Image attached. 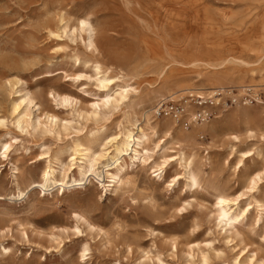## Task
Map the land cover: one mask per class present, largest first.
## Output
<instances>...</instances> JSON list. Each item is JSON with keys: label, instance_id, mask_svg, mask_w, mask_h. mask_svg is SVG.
<instances>
[{"label": "rangeland", "instance_id": "1", "mask_svg": "<svg viewBox=\"0 0 264 264\" xmlns=\"http://www.w3.org/2000/svg\"><path fill=\"white\" fill-rule=\"evenodd\" d=\"M163 2L0 0V264H264V139L241 109L233 111L256 93L264 101V0ZM225 58L218 69L208 66ZM96 62L136 91L117 110L93 116L92 103L106 94ZM162 85L172 93L154 96ZM214 90L237 106L216 107L204 126L155 116L163 98ZM253 105L264 117V103ZM150 109L153 120L171 123V135L151 134V146L159 144L153 160L173 159L156 172L153 160L130 166L138 190L150 192L142 200L131 187L112 192L106 167L89 171L83 148L88 158L108 151L112 137L143 126ZM181 151L195 153L199 188L186 185ZM64 166L72 167L67 178ZM51 167L58 179L83 183L63 195L61 181L43 186ZM220 193L248 208L235 228L219 225Z\"/></svg>", "mask_w": 264, "mask_h": 264}, {"label": "bare ground", "instance_id": "2", "mask_svg": "<svg viewBox=\"0 0 264 264\" xmlns=\"http://www.w3.org/2000/svg\"><path fill=\"white\" fill-rule=\"evenodd\" d=\"M163 1L164 0H148V2L151 3L152 5L155 4V5L161 6L162 8L165 7ZM81 22H82V30H84L83 26H85L87 22L86 20H82ZM92 36H93V33L92 31H90L89 32V38H90L89 43L91 46H94V41L92 39ZM229 61L231 60L228 58H225V59H221L217 63L208 64V66L212 69H218ZM74 62H75V65H83V62L79 56H75ZM192 63L196 65V64H201L202 62L199 63L196 60V61H193ZM94 67L96 68V71H97V77H96L97 85L104 92H106V94L101 97L100 101L92 103L90 115L98 116L105 109L107 110L116 109L117 110L118 108H120L129 99L130 94L132 92H135L136 90L126 85L125 81L120 76L111 77L112 70L109 68H105L101 63L96 62L94 64ZM173 89H174V86L172 85L170 86L162 85L161 87L154 90V93H155L154 96L163 95L164 93H172ZM252 89L254 90L255 88L252 87ZM216 91L217 90H214L210 93H213ZM59 96L60 98L68 102H71L72 100H74L73 96L69 94H64V95H59ZM196 96H199V94ZM169 98H172V97H169ZM259 103H264V102L259 100ZM237 105H247V107L238 106L237 107L238 109L236 108L233 111H239L241 109L243 111L241 118L247 121V127L251 125H255L256 128L258 129L257 131L260 133V137L264 139V117H260V115L253 113V111L257 109L256 106L248 102H244L242 104H237ZM236 106H233L231 108H234ZM231 108L224 110V111H229ZM151 113H153V110L150 109L144 114V125L143 126L140 127V126H137V124H132L130 127L125 128L124 132L120 133L117 136L112 137L110 141L108 140L110 143V148L108 151L103 152V153H98L88 158L90 147L83 148L86 152L84 157L85 159H89L90 164H91V168L89 169V171H94L95 167L100 164L106 167L105 174H106V177L109 178L108 180L110 182L109 186L111 187L110 190L112 192H116L122 188H127V187H131L132 189H135V190H138L139 188H141L137 186L136 176L132 175V173L129 171L130 166H135L137 162L143 163L144 168L149 167V164L153 162V165L150 167V169H152L153 172H156L158 170H164L170 164V161H172L173 159V156H169V157L164 158L160 162L153 160L154 155H155V147H158L159 144H156L154 147L151 146L150 144L151 134H157L159 131L162 130L166 135H171V123L165 121L163 122V124H161V122H157L156 120L152 119ZM217 117L219 116H216L214 119H216ZM201 126H204V125H200L198 127H201ZM105 131L106 130H104L103 132ZM247 131H248V138H250V140H253L251 138L256 137V134H254L253 129L248 128ZM185 136H187L186 133H185ZM235 139L237 140V142H240L237 136H235ZM129 150H131L130 153H128ZM241 155L247 158L251 156L249 152H242ZM180 156H181V159L184 161V169L187 171L186 176H185L187 178L186 185H188L190 188L192 187L199 188L202 184L201 183L202 181L200 180L198 173L196 169L194 168V165H195L194 162L196 158L195 153L190 152L189 154H186L185 152L181 151ZM151 160L153 161L151 162ZM76 168L80 174L84 175V173L86 172V167L84 165L77 166ZM71 169H72L71 166L69 167L64 166L61 170L63 177L65 175L67 178L69 176V171ZM54 172L55 170L52 167L47 168L42 174V181L40 183H42L43 186H47L52 182L61 181L60 187H62L64 190L62 195L64 194L66 188H70L76 185H81L83 183V182H79L76 184H69L68 181H65V178L58 179ZM181 176L182 175L180 174L177 175L178 178ZM177 177H174L172 181L175 182L177 180L176 179ZM260 180H261L260 176L250 178L247 189L249 190L255 189ZM76 181L77 180L73 178L72 182H76ZM33 183L36 184L37 181H33ZM43 190L45 192L49 191L47 189H43ZM140 190L142 191H139V190L138 191H139L140 198L142 200L150 197V192H148L147 187L142 188ZM238 200H239L238 197H231L227 193H220L217 195L216 197V211L217 212L216 213L218 215L219 225H222L223 227L231 226L235 228L236 223L241 222L243 220L246 212L248 211V208L240 209L239 207H237V205L239 204Z\"/></svg>", "mask_w": 264, "mask_h": 264}, {"label": "built area", "instance_id": "3", "mask_svg": "<svg viewBox=\"0 0 264 264\" xmlns=\"http://www.w3.org/2000/svg\"><path fill=\"white\" fill-rule=\"evenodd\" d=\"M250 90L252 91V88ZM223 92L224 90H219L213 95L192 96L190 99L163 98L157 102L155 114L157 117L171 118L185 129L198 127L212 120L216 107H231L238 102V99L234 97L225 101ZM258 96L260 97L256 93L251 101L246 100L244 102L254 104L255 101L259 103L261 99ZM233 101L234 103L230 104Z\"/></svg>", "mask_w": 264, "mask_h": 264}]
</instances>
